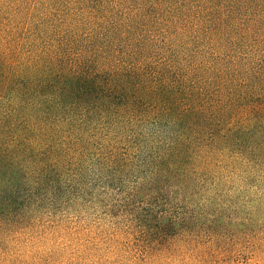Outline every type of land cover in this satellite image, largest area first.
Listing matches in <instances>:
<instances>
[{
	"label": "trees",
	"instance_id": "16d2710c",
	"mask_svg": "<svg viewBox=\"0 0 264 264\" xmlns=\"http://www.w3.org/2000/svg\"><path fill=\"white\" fill-rule=\"evenodd\" d=\"M230 177L264 184V0H0V233L78 207L131 264L199 252Z\"/></svg>",
	"mask_w": 264,
	"mask_h": 264
},
{
	"label": "rangeland",
	"instance_id": "374dc122",
	"mask_svg": "<svg viewBox=\"0 0 264 264\" xmlns=\"http://www.w3.org/2000/svg\"><path fill=\"white\" fill-rule=\"evenodd\" d=\"M212 194L215 198L209 202L211 211L206 217L197 218L203 209L205 192L200 193L193 208L189 207L196 221L194 228L204 241L198 245L199 252L185 251L143 264H264V184L230 177ZM216 209L218 216L212 218L211 213ZM41 212L32 226H21L14 233H0V264H131L135 261L130 254L125 257L121 250L95 238L97 215L93 211L60 207L54 219ZM208 236H212L211 242Z\"/></svg>",
	"mask_w": 264,
	"mask_h": 264
}]
</instances>
